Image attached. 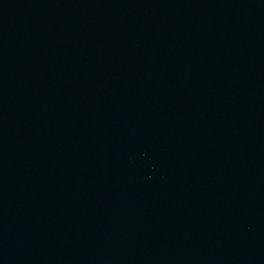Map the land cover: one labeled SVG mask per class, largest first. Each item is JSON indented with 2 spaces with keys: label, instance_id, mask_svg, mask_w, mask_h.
<instances>
[{
  "label": "water",
  "instance_id": "water-1",
  "mask_svg": "<svg viewBox=\"0 0 264 264\" xmlns=\"http://www.w3.org/2000/svg\"><path fill=\"white\" fill-rule=\"evenodd\" d=\"M0 264H264V0H0Z\"/></svg>",
  "mask_w": 264,
  "mask_h": 264
}]
</instances>
